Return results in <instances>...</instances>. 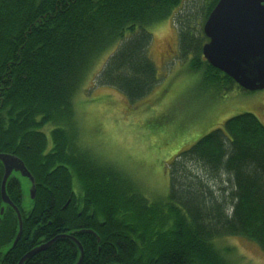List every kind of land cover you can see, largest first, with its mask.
Listing matches in <instances>:
<instances>
[{"label":"trees","instance_id":"trees-1","mask_svg":"<svg viewBox=\"0 0 264 264\" xmlns=\"http://www.w3.org/2000/svg\"><path fill=\"white\" fill-rule=\"evenodd\" d=\"M184 1L0 0V153L20 158L35 181L14 245L17 217L0 198V264H17L57 234L80 242L81 264H234L229 236L264 252V124L252 112L229 117L175 154L162 195L147 196L81 138L74 97L96 59L115 46L96 82L130 103L141 100L158 79L147 28ZM198 1L203 24L217 0ZM181 26L178 57L199 73L200 92L220 98L245 90L205 60L203 32L185 20ZM1 173L0 163V180ZM6 189L22 198V185L9 181ZM78 256L63 237L23 264H74Z\"/></svg>","mask_w":264,"mask_h":264},{"label":"rangeland","instance_id":"rangeland-1","mask_svg":"<svg viewBox=\"0 0 264 264\" xmlns=\"http://www.w3.org/2000/svg\"><path fill=\"white\" fill-rule=\"evenodd\" d=\"M199 7L198 0H185L173 16L148 26L152 36L149 51L158 79L141 100L130 103L116 88L96 82L115 46L96 59L74 97L83 142L97 157L128 174L147 196L165 194L172 157L203 134L220 127L229 117L248 111L264 124V88L255 91L235 88L220 98L212 97L200 92L199 73L190 71L184 59L178 57L177 33L183 27L182 21L202 31ZM50 127L42 130L48 135ZM186 164L203 175L193 161ZM20 181L21 203L30 208L29 181L23 176ZM228 243L234 247L231 255L234 264H264V252L255 242L229 236Z\"/></svg>","mask_w":264,"mask_h":264},{"label":"water","instance_id":"water-1","mask_svg":"<svg viewBox=\"0 0 264 264\" xmlns=\"http://www.w3.org/2000/svg\"><path fill=\"white\" fill-rule=\"evenodd\" d=\"M202 32L207 41L201 52L206 61L231 77L238 86L255 91L264 88V0H217L204 23ZM4 166L0 197L3 204L16 210L18 218L17 234L13 245L22 232V220L17 207L9 199L5 183L12 170L18 171L29 181V197L34 198L35 181L22 160L14 155L0 154ZM4 206L0 208V219ZM71 239L79 249L74 264H81L83 249L72 235L57 234L24 253L17 264H23L34 253L47 248L59 238Z\"/></svg>","mask_w":264,"mask_h":264},{"label":"flooded vegetation","instance_id":"flooded-vegetation-1","mask_svg":"<svg viewBox=\"0 0 264 264\" xmlns=\"http://www.w3.org/2000/svg\"><path fill=\"white\" fill-rule=\"evenodd\" d=\"M15 156V155H14ZM17 157V156H16ZM0 163H1V167H2V173H1V180H2V178H3V175H4V166H3V163L0 161ZM12 173H10V175L8 176V178H7V180H6V183H5V189H6V186H7V183L9 182V181H13V182H16L19 186L21 185V181H20V177H21V174L18 172V171H15V170H13V171H11ZM17 174V175H16ZM20 174V175H19ZM1 180H0V182H1ZM8 181V182H7ZM6 193H7V195H8V197H9V199L12 201V203H14V205L17 207V209L19 210V213H20V217H21V219H22V212H21V201H22V198H21V194L20 193H18V194H16L15 192L12 194V195H10L8 192H7V189H6ZM1 198V197H0ZM5 205H7V206H9V208L11 209V210H13V212H14V214L16 215V217H17V213H16V210L13 208V207H11L9 204H5ZM23 206V205H22ZM0 223H1V219H0ZM17 224H18V222H17ZM16 232V234H17V228L15 229V231H14V233ZM22 233V232H21ZM21 233H20V236H21ZM16 234H14L15 236H16ZM15 236H13V237H15ZM20 236H19V238H20Z\"/></svg>","mask_w":264,"mask_h":264},{"label":"bare ground","instance_id":"bare-ground-1","mask_svg":"<svg viewBox=\"0 0 264 264\" xmlns=\"http://www.w3.org/2000/svg\"><path fill=\"white\" fill-rule=\"evenodd\" d=\"M206 19V18H205ZM205 21V20H204ZM204 21H203V23H204ZM208 62V61H207ZM209 63V62H208ZM211 65V64H210ZM218 69V68H217ZM0 154H9V155H12V154H10V153H5V152H1ZM18 158V157H17ZM20 159V158H19ZM21 160V159H20ZM24 163V162H23ZM13 171V170H12ZM10 173H12V172H10ZM17 175V174H16ZM20 175V174H19ZM2 181V180H1ZM67 186V185H66ZM0 187H1V182H0ZM66 195V194H65ZM21 218V217H20ZM22 220V219H21ZM17 222H18V218H17ZM20 259V258H19ZM19 261V260H18Z\"/></svg>","mask_w":264,"mask_h":264}]
</instances>
